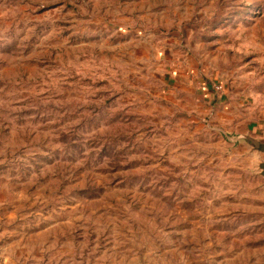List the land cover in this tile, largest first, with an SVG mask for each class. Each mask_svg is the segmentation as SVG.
I'll return each mask as SVG.
<instances>
[{
    "label": "rangeland",
    "instance_id": "obj_1",
    "mask_svg": "<svg viewBox=\"0 0 264 264\" xmlns=\"http://www.w3.org/2000/svg\"><path fill=\"white\" fill-rule=\"evenodd\" d=\"M264 0H0V264H264Z\"/></svg>",
    "mask_w": 264,
    "mask_h": 264
},
{
    "label": "water",
    "instance_id": "obj_2",
    "mask_svg": "<svg viewBox=\"0 0 264 264\" xmlns=\"http://www.w3.org/2000/svg\"><path fill=\"white\" fill-rule=\"evenodd\" d=\"M235 140H242L244 143H246L249 147L253 149V151H256L258 153L264 154V141L257 140L253 137L243 135V136H236L234 138ZM259 169V175L264 178V162H261L258 164Z\"/></svg>",
    "mask_w": 264,
    "mask_h": 264
}]
</instances>
